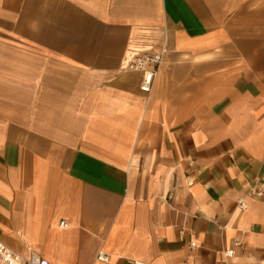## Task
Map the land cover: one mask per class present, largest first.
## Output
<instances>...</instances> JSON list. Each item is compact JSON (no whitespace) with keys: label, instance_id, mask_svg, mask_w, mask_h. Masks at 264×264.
Wrapping results in <instances>:
<instances>
[{"label":"crops","instance_id":"crops-1","mask_svg":"<svg viewBox=\"0 0 264 264\" xmlns=\"http://www.w3.org/2000/svg\"><path fill=\"white\" fill-rule=\"evenodd\" d=\"M162 48L142 93L131 61ZM0 240L264 264V0H0Z\"/></svg>","mask_w":264,"mask_h":264},{"label":"built area","instance_id":"built-area-1","mask_svg":"<svg viewBox=\"0 0 264 264\" xmlns=\"http://www.w3.org/2000/svg\"><path fill=\"white\" fill-rule=\"evenodd\" d=\"M165 49H159L152 52H143L136 55L130 64V69L141 75V81L139 89L142 93H149L152 89L154 79L159 71L160 65L162 63L163 55ZM251 194L261 197L263 192L261 190H252ZM239 208L245 210L247 205L244 201L239 202ZM61 227H65V221L60 223ZM238 244V243H237ZM190 247L194 248L195 244L191 243ZM233 255V250H229L225 253L226 257H231ZM96 260L107 263L109 257L102 251H99L96 255ZM0 264H52L47 259L40 257L36 252L30 251L28 254H21L13 251L7 247L0 240ZM142 264V263H135Z\"/></svg>","mask_w":264,"mask_h":264}]
</instances>
